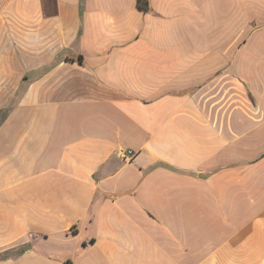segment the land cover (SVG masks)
<instances>
[{
	"label": "crops",
	"instance_id": "obj_1",
	"mask_svg": "<svg viewBox=\"0 0 264 264\" xmlns=\"http://www.w3.org/2000/svg\"><path fill=\"white\" fill-rule=\"evenodd\" d=\"M148 3L0 0V264H264V0Z\"/></svg>",
	"mask_w": 264,
	"mask_h": 264
},
{
	"label": "built area",
	"instance_id": "obj_2",
	"mask_svg": "<svg viewBox=\"0 0 264 264\" xmlns=\"http://www.w3.org/2000/svg\"><path fill=\"white\" fill-rule=\"evenodd\" d=\"M117 154L124 160H132L135 157L136 152L131 148H126L119 150Z\"/></svg>",
	"mask_w": 264,
	"mask_h": 264
},
{
	"label": "trees",
	"instance_id": "obj_3",
	"mask_svg": "<svg viewBox=\"0 0 264 264\" xmlns=\"http://www.w3.org/2000/svg\"><path fill=\"white\" fill-rule=\"evenodd\" d=\"M140 7L142 8H148L149 7V3L148 0H138Z\"/></svg>",
	"mask_w": 264,
	"mask_h": 264
}]
</instances>
